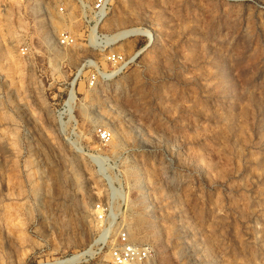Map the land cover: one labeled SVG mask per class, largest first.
I'll return each instance as SVG.
<instances>
[{
    "label": "rangeland",
    "instance_id": "obj_1",
    "mask_svg": "<svg viewBox=\"0 0 264 264\" xmlns=\"http://www.w3.org/2000/svg\"><path fill=\"white\" fill-rule=\"evenodd\" d=\"M97 1L0 0V264H264V0Z\"/></svg>",
    "mask_w": 264,
    "mask_h": 264
},
{
    "label": "built area",
    "instance_id": "obj_2",
    "mask_svg": "<svg viewBox=\"0 0 264 264\" xmlns=\"http://www.w3.org/2000/svg\"><path fill=\"white\" fill-rule=\"evenodd\" d=\"M106 0H98L96 4L97 15L100 16V12L104 8ZM133 38V37H129ZM128 38V39H129ZM60 44L63 47H70L73 45L74 41L71 37L62 36L60 39ZM88 47L92 51H98L95 46L94 38L92 35L88 36L87 39ZM109 61L115 65H121V56L113 54L108 58ZM96 70V68L94 69ZM99 71V70H97ZM147 258V252L143 250H138L135 245L130 241L127 234L119 235L117 247H113L110 250V264H134L136 262L145 260Z\"/></svg>",
    "mask_w": 264,
    "mask_h": 264
},
{
    "label": "bare ground",
    "instance_id": "obj_3",
    "mask_svg": "<svg viewBox=\"0 0 264 264\" xmlns=\"http://www.w3.org/2000/svg\"><path fill=\"white\" fill-rule=\"evenodd\" d=\"M96 28V27H95ZM95 30V29H94ZM93 30V31H94ZM134 31L135 30H131V31H124V32H120L119 34H116L115 36H111L110 38H109V41L112 43H114V42H116L117 43V41L119 42V41H121L122 39H124L126 36H128V35H132L133 33H134ZM139 31V30H138ZM137 31V32H138ZM140 34H141V32H139ZM138 33V34H139ZM134 34H137V33H134ZM129 37V36H128ZM109 43V42H108ZM115 44V43H114ZM128 229V232H129V234L132 236V234H131V229H130V227H128L127 228ZM131 231V232H130ZM90 251H85V252H82V253H80V254H78V255H76V256H74L73 255V257H71V258H69V259H66V260H64L65 261V263H73V262H75V261H78V260H81V259H83V257L84 256H86L88 253H89ZM64 261H55V262H52V263H50V264H60V263H63Z\"/></svg>",
    "mask_w": 264,
    "mask_h": 264
}]
</instances>
